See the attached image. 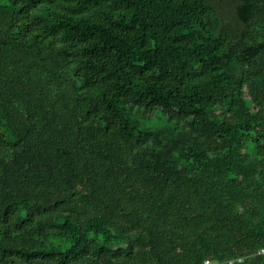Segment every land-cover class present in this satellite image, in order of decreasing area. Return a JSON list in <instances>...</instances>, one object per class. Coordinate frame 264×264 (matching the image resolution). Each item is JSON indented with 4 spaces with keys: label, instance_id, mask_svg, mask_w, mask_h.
Returning <instances> with one entry per match:
<instances>
[{
    "label": "trees",
    "instance_id": "1",
    "mask_svg": "<svg viewBox=\"0 0 264 264\" xmlns=\"http://www.w3.org/2000/svg\"><path fill=\"white\" fill-rule=\"evenodd\" d=\"M262 247L264 0H0V264Z\"/></svg>",
    "mask_w": 264,
    "mask_h": 264
},
{
    "label": "rangeland",
    "instance_id": "2",
    "mask_svg": "<svg viewBox=\"0 0 264 264\" xmlns=\"http://www.w3.org/2000/svg\"><path fill=\"white\" fill-rule=\"evenodd\" d=\"M163 123H164L163 120H162V121L153 120V121L151 122V125H152V127H154V128H158V127L161 126Z\"/></svg>",
    "mask_w": 264,
    "mask_h": 264
},
{
    "label": "built area",
    "instance_id": "3",
    "mask_svg": "<svg viewBox=\"0 0 264 264\" xmlns=\"http://www.w3.org/2000/svg\"><path fill=\"white\" fill-rule=\"evenodd\" d=\"M257 253L260 254V255H264V247L258 249V252H257ZM205 264H209V261L206 260V261H205Z\"/></svg>",
    "mask_w": 264,
    "mask_h": 264
}]
</instances>
